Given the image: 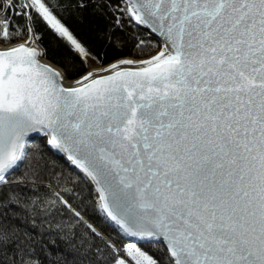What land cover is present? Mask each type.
<instances>
[{
    "label": "snow or ice",
    "instance_id": "obj_1",
    "mask_svg": "<svg viewBox=\"0 0 264 264\" xmlns=\"http://www.w3.org/2000/svg\"><path fill=\"white\" fill-rule=\"evenodd\" d=\"M117 8L159 32L164 46L104 67L50 0H0V41L23 31L39 40V21L84 65L65 83L27 41L0 51V188L21 179L12 177L28 159L29 134H44L94 182L104 219L124 237L159 245V257L135 242L118 245L53 192L46 210L66 207L104 241L109 264H264V0ZM32 253L0 211V264H42Z\"/></svg>",
    "mask_w": 264,
    "mask_h": 264
},
{
    "label": "trees",
    "instance_id": "obj_2",
    "mask_svg": "<svg viewBox=\"0 0 264 264\" xmlns=\"http://www.w3.org/2000/svg\"><path fill=\"white\" fill-rule=\"evenodd\" d=\"M50 3L54 13L100 64L128 55L145 57L160 46L159 40L148 29L130 21L127 14H121L117 5L124 8L125 0H50ZM117 17L122 27L116 26ZM13 23L22 26L24 21L13 15ZM35 27L44 56L60 66L67 78L79 76L84 65L66 43L44 23L37 21ZM27 35L23 31L9 42L0 43H12ZM26 152L28 159L12 177L13 180L21 178L19 182L0 188V211L7 210L19 232L27 234L33 247L32 256L42 264H109L110 249L103 240L95 238L83 224L77 223L63 205L57 204L47 211L43 203L46 199H55L52 193L58 191L106 238L118 245L126 243L127 239L95 209L90 184L62 156L55 154L42 137L35 138ZM20 238L24 239L23 236ZM141 246L155 257L161 255L159 245L145 243Z\"/></svg>",
    "mask_w": 264,
    "mask_h": 264
},
{
    "label": "bare ground",
    "instance_id": "obj_3",
    "mask_svg": "<svg viewBox=\"0 0 264 264\" xmlns=\"http://www.w3.org/2000/svg\"><path fill=\"white\" fill-rule=\"evenodd\" d=\"M126 2V1H125ZM138 25V24H137ZM139 26H141V25H139ZM142 27H144V26H142ZM157 38V37H156ZM34 39V38H33ZM33 39H30V37H29V34L25 37V38H23V39H20V40H18V41H15V42H12V43H8V44H3V43H0V48H10V47H13V46H18L19 44H22V43H25L26 41H27V44H26V46H28V47H33V48H36V50L38 51V52H41V53H43V51H42V48H41V46L39 45V43H38V41L36 40L35 42H33ZM160 42V41H159ZM164 46V44L162 43V42H160V46H159V48H158V50L160 49V48H162ZM157 50V51H158ZM157 51H155L154 53H152V54H150V55H148V56H145V57H139V58H137V57H135V56H132V55H128V56H124V57H119V58H117V59H115V60H113V61H110V62H108V63H106V64H100L101 66H104V67H107L108 65H110V64H112V63H114V62H117L118 60H120V59H124V58H130V59H136V60H141V59H147V58H149L150 56H153V55H155L156 53H157ZM39 58H40V60L43 62V63H46V64H49V65H52L58 72H60L64 77H65V83H70V82H72V81H74V80H76V79H78L79 78V76H77L76 78H73V79H70V78H67L66 77V75H65V73H64V71H63V69L60 67V66H58L56 63H54V62H52L51 60H49V59H47L45 56H44V54L43 55H41V56H39ZM122 66H129V67H131V66H137V65H122ZM37 137H42L43 139H44V142H45V144L49 147V145H48V143H47V140H48V137L47 136H45V135H43V136H35V137H33L31 140H29V141H33L35 138H37ZM29 143V142H28ZM28 143H26V148L28 147ZM55 154H57L56 152V150H54V149H52L51 147H49ZM63 155H60V156H62L63 157V159H64V161L66 162V163H68V165L69 166H71L85 181H86V179H85V174H83V172L80 170V169H78V168H76L68 159H67V156L64 154V153H62ZM57 155H59V154H57ZM86 182H88V181H86ZM89 183V182H88ZM90 184V186H91V188H92V196H93V198H95V202L94 203H96V199H97V192H96V190L94 189V187L92 186V184L91 183H89ZM94 184V183H93ZM109 223H110V225L118 232V234L120 233V230L114 225V224H112L110 221H109ZM121 236H123L122 234H120ZM124 237V236H123ZM125 239H127V238H129V239H131V240H134L136 243H138V244H145V243H149V242H142V241H138V240H136V239H134V238H131V237H124Z\"/></svg>",
    "mask_w": 264,
    "mask_h": 264
},
{
    "label": "water",
    "instance_id": "obj_4",
    "mask_svg": "<svg viewBox=\"0 0 264 264\" xmlns=\"http://www.w3.org/2000/svg\"><path fill=\"white\" fill-rule=\"evenodd\" d=\"M126 1V0H125ZM141 26H144L146 29H148L149 31H150V33L151 34H153L155 37H157V39L160 41V42H162L163 44H164V38L159 34V32H153L152 30H151V28L149 27V26H147V25H141ZM13 47H15V46H13ZM10 48H12V47H10ZM10 48H0V51H4V50H9ZM37 59L39 60V62L40 63H42V64H44L45 66H48V67H51L54 71H57L52 65H49V64H46V63H43L41 60H40V58H39V56L37 57ZM135 67H137V66H131V67H129V66H121V68L122 69H127V68H135ZM102 74H104V75H106V74H110V73H102ZM44 134H35V133H31V134H29V137L27 138V140L29 141V140H31L33 137H35V136H43ZM57 151V150H56ZM57 154H59V155H63L62 153H64L66 156H67V153H65V152H63V151H57L56 152ZM89 183H91L92 184V186L94 187V189H95V186H94V182H91V181H88ZM135 239V238H134ZM142 242H145V241H142Z\"/></svg>",
    "mask_w": 264,
    "mask_h": 264
},
{
    "label": "rangeland",
    "instance_id": "obj_5",
    "mask_svg": "<svg viewBox=\"0 0 264 264\" xmlns=\"http://www.w3.org/2000/svg\"><path fill=\"white\" fill-rule=\"evenodd\" d=\"M32 143V141H30L27 145H29V144H31ZM55 192H58V191H55ZM65 199V198H64ZM94 199V202H95V198H93ZM106 220V219H105ZM108 223H109V221L108 220H106ZM110 224V223H109ZM120 234V233H119ZM128 242H135L134 240H131V239H129V238H127V242L126 243H128ZM136 243V242H135ZM140 246H141V244H140ZM142 247V246H141ZM130 259V258H129Z\"/></svg>",
    "mask_w": 264,
    "mask_h": 264
}]
</instances>
